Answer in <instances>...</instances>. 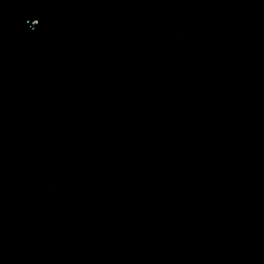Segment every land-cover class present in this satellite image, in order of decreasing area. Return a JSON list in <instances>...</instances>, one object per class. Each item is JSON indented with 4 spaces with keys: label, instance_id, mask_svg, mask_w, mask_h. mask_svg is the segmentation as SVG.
I'll use <instances>...</instances> for the list:
<instances>
[{
    "label": "water",
    "instance_id": "95a60500",
    "mask_svg": "<svg viewBox=\"0 0 264 264\" xmlns=\"http://www.w3.org/2000/svg\"><path fill=\"white\" fill-rule=\"evenodd\" d=\"M0 264H264V0H0Z\"/></svg>",
    "mask_w": 264,
    "mask_h": 264
}]
</instances>
